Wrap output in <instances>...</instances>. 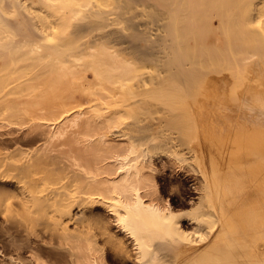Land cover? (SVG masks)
<instances>
[{
  "label": "bare ground",
  "instance_id": "1",
  "mask_svg": "<svg viewBox=\"0 0 264 264\" xmlns=\"http://www.w3.org/2000/svg\"><path fill=\"white\" fill-rule=\"evenodd\" d=\"M258 13L0 0V264H264Z\"/></svg>",
  "mask_w": 264,
  "mask_h": 264
},
{
  "label": "rangeland",
  "instance_id": "2",
  "mask_svg": "<svg viewBox=\"0 0 264 264\" xmlns=\"http://www.w3.org/2000/svg\"><path fill=\"white\" fill-rule=\"evenodd\" d=\"M263 3L262 2H260L259 3V5L258 6H261ZM261 19H264V13H258V15L256 16V20L258 21V20H261ZM255 22L254 24L255 25H257V26H261L262 25V22ZM230 87V85H228V86H226V87H224L225 89L222 91V93L224 94V96L227 98L228 97V93H229V88ZM210 112L211 113H213V114H209L211 117H213V118H215L216 119V115L214 114V109H212V110H210ZM186 185H188V184H186V181H184V185L181 187V189H182V192H185V193H188L189 191H190V189H189V187L187 188L186 187ZM189 190V191H188ZM175 199V200H174ZM174 199H173V204H175L176 205V209H177V207H178V209H180L182 206H180L181 204H180V198H178V197H174ZM180 204V205H179ZM178 205V206H177ZM180 206V207H179ZM187 208V207H186Z\"/></svg>",
  "mask_w": 264,
  "mask_h": 264
}]
</instances>
